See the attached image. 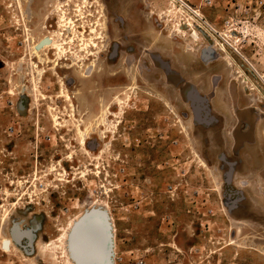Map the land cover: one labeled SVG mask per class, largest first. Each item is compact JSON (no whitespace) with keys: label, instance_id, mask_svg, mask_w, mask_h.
Listing matches in <instances>:
<instances>
[{"label":"rangeland","instance_id":"rangeland-1","mask_svg":"<svg viewBox=\"0 0 264 264\" xmlns=\"http://www.w3.org/2000/svg\"><path fill=\"white\" fill-rule=\"evenodd\" d=\"M187 1L211 23L229 16L225 0ZM192 30L167 0H0V264H65L49 245L96 203L114 220L116 264H264L262 97ZM55 31L60 61L35 50ZM33 174L47 197L13 199Z\"/></svg>","mask_w":264,"mask_h":264},{"label":"built area","instance_id":"built-area-1","mask_svg":"<svg viewBox=\"0 0 264 264\" xmlns=\"http://www.w3.org/2000/svg\"><path fill=\"white\" fill-rule=\"evenodd\" d=\"M169 4L175 8L183 17L187 27L195 28L203 41L210 48L216 51L223 50V54H229L232 58L239 59L247 68L246 75L250 78V83L246 86H257L258 99L264 104V64L257 62L261 57L260 49L258 48L259 36L257 30H264V0H242L243 3L235 2L234 0H225L229 14L219 22L211 23L203 13L202 8L193 6L187 0H167ZM212 0H203L201 7L209 9L213 7ZM247 53L249 55H247ZM237 62V61H236ZM1 78V74H0ZM262 94H261V93ZM38 174H33L28 178H24L20 183V190H16L12 195L15 200H24L30 203L32 200L40 197L46 190L49 189L41 178H37ZM9 189L14 187L15 181H8ZM51 187V186H50ZM16 197H15V196ZM199 255V250L191 249V254ZM137 264H145L144 259L137 261Z\"/></svg>","mask_w":264,"mask_h":264},{"label":"bare ground","instance_id":"bare-ground-1","mask_svg":"<svg viewBox=\"0 0 264 264\" xmlns=\"http://www.w3.org/2000/svg\"><path fill=\"white\" fill-rule=\"evenodd\" d=\"M59 10L62 13V20L65 22V19H66L64 16L65 13L62 9H59ZM66 21H67V19H66ZM68 23H70V22H68ZM65 27H66L65 31H69L71 29L67 25ZM72 27H73V23H72ZM188 27H190V26H188ZM180 32L183 33L184 37H186V35H187L186 31H181V29H180ZM62 35H63L62 31H55L53 36H47L44 40H50V44L45 45L41 50H38L37 48H35L36 54L39 55L48 49H52V50H56L59 53V54L57 53L59 56V58H58L59 61L62 60L60 57H62V54L65 51V49L63 47V45L65 43L59 44V43H57V40H56V39H60V37ZM191 38L194 42H198L199 38H200L198 32L194 28L191 31ZM71 42H73V40H71ZM83 46L85 48L91 47L90 43H86L85 41H83ZM211 49H213V48H211ZM217 52L223 54V50H220ZM210 54H211V52H210ZM212 55H214V53H212ZM211 58H212V56H211ZM222 61L225 63V65H226L225 71H227L228 73L236 68V70H234V71H235L237 77L234 81H236V80L238 81L241 78V80H242L241 85H244V87L247 88L251 93L257 92V88L254 85L246 86V84L249 83L250 80L248 79L246 74H244V72L238 67V65H236L235 61L229 56V54H226V56L223 54ZM86 74H89V73L86 72ZM67 97L69 99V96H67ZM119 103L120 102H118V104ZM120 104H122V103H120ZM261 114H263V113H261ZM106 122H107V117H106V115H104L101 118L100 123L105 124ZM78 133L80 134L81 138H84L87 135V133L84 130H82L81 128H80ZM92 210H95V211L99 210V211H102L105 214H107L108 221L110 224V233H111V240H112V254H111L110 264H116L115 257L117 254V243H116L117 238H116V233H115L116 231H115V227H114V223H113L114 220L110 214L108 206L98 205L97 203L93 206V208L89 209L88 211H86L84 213L81 212V213L77 214L71 220V222L67 225L68 228L65 227L64 229H62L61 235L56 240L53 241V244L49 245L50 247L54 246L56 249H60V248L62 249L64 259H65V264H76L74 262V260H72V258H71V247H70V240H71L70 238H72L71 236H73V243H74L73 248L76 251V253L78 254V256L85 262V264H106V259H104L105 255L101 252V250L99 249V247L97 245V237H96L97 227H96V224H94V223L92 224L91 220H90V221L83 223L78 228L76 227L79 224V222L82 220L83 216L87 212H90ZM5 222H6V220H4V223ZM74 231H75V233H74ZM1 244H2V248H3L5 253H10L15 248L14 242L8 238L3 239ZM4 244H7V246H8L7 249L3 247ZM46 248H48V246H46Z\"/></svg>","mask_w":264,"mask_h":264},{"label":"water","instance_id":"water-1","mask_svg":"<svg viewBox=\"0 0 264 264\" xmlns=\"http://www.w3.org/2000/svg\"><path fill=\"white\" fill-rule=\"evenodd\" d=\"M50 44V40H43L42 42H40V44L36 47L38 50H41L45 45H49ZM203 52L205 53H215L213 52L209 47L205 48L203 50ZM216 56V55H215ZM239 60V59H237ZM240 62V61H239ZM240 66L245 70L247 71V68L245 67V65L240 62ZM20 105V109L23 110L24 108V103L23 101L19 104ZM93 218H99V225L100 226H103L106 230V251H107V257H106V264H110V261H111V254H112V240H111V233H110V224H109V221H108V217H107V214H105L104 212L102 211H99V210H92L90 212H87L82 220L79 222V224L76 226L77 228L82 225L83 223L89 221V220H93ZM76 228V229H77ZM76 231V230H75ZM74 231V233H75ZM74 235V234H73ZM72 238H70V247H71V258L72 260H74V262L76 264H85V262L78 256V254L76 253V251L74 250L73 248V236H71ZM17 239V238H16ZM4 248H8L7 244H4L3 246ZM32 251V249H31Z\"/></svg>","mask_w":264,"mask_h":264},{"label":"flooded vegetation","instance_id":"flooded-vegetation-1","mask_svg":"<svg viewBox=\"0 0 264 264\" xmlns=\"http://www.w3.org/2000/svg\"><path fill=\"white\" fill-rule=\"evenodd\" d=\"M43 40H44V39H43ZM43 40H41L40 42H42ZM40 42H39V44H40ZM39 44H38V45H39ZM203 66H205V64H203ZM220 82H221V80H220V79H219V80L217 79L216 81H213V85H214V83H216V84L219 85ZM242 127H243L242 130L245 129V128H247L245 125H243ZM40 172H41V171H40ZM51 187H53V186H51ZM16 190H17V189L15 188V189H14V192H16ZM46 193H49V190H48V191L46 190ZM14 196H15V195H14ZM15 197H16V196H15ZM45 197H47V195H46ZM45 197H44L43 195H41L40 197L38 196L36 199L32 200L30 203L38 202V201L41 202ZM13 199H16V198H13ZM23 199L26 200V199H28V198H23ZM22 201H23V200H22Z\"/></svg>","mask_w":264,"mask_h":264},{"label":"crops","instance_id":"crops-1","mask_svg":"<svg viewBox=\"0 0 264 264\" xmlns=\"http://www.w3.org/2000/svg\"><path fill=\"white\" fill-rule=\"evenodd\" d=\"M205 58L207 59V55L205 54V52L200 51V68H203V64H205ZM222 67H220V65L218 66V70H222ZM222 77L220 78V80L222 81ZM220 85V84H219ZM218 84L214 83V86H219Z\"/></svg>","mask_w":264,"mask_h":264}]
</instances>
